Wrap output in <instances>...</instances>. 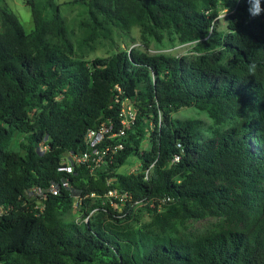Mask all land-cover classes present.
I'll use <instances>...</instances> for the list:
<instances>
[{
	"label": "trees",
	"instance_id": "16d2710c",
	"mask_svg": "<svg viewBox=\"0 0 264 264\" xmlns=\"http://www.w3.org/2000/svg\"><path fill=\"white\" fill-rule=\"evenodd\" d=\"M79 1L81 47L139 27L143 37L195 44L196 55L132 49L86 60L58 7L48 20L29 1L31 33L1 7L0 264H264V0ZM223 11L227 34L216 29ZM123 99L136 122L102 146L124 148L95 173L63 170L66 154L88 150L90 130L121 128ZM191 107L209 114L210 136L201 121L173 117ZM132 157L140 173H119ZM111 190L145 205L115 208ZM75 202L88 222L62 219Z\"/></svg>",
	"mask_w": 264,
	"mask_h": 264
},
{
	"label": "rangeland",
	"instance_id": "374dc122",
	"mask_svg": "<svg viewBox=\"0 0 264 264\" xmlns=\"http://www.w3.org/2000/svg\"><path fill=\"white\" fill-rule=\"evenodd\" d=\"M32 1L34 5L43 11V16L50 20L54 14L55 7H58L65 21L66 27L70 33V37L78 51V55L86 60L97 58H107L121 51H130L132 49L139 50L151 56H172V57H193L196 55L195 44H183L179 41L176 35L166 34L160 40L156 37H143L141 29L134 27L128 31L119 30L109 39L103 40L97 44L95 48L90 46H80L84 35L79 28V23L85 17L86 8L79 0H0V9L2 6H7L21 21L25 31L31 33L35 29L34 16L32 6L29 4ZM223 11L216 22V29L219 33H229L228 14ZM251 44L249 47H251ZM248 48H245L247 50ZM173 117L182 121L197 120L202 122V131L205 136H210L211 128L215 127L212 119L206 111H201L197 108H184L175 113ZM22 136H16L12 149L19 150ZM45 149V146H42ZM151 148L149 139L145 141L144 150ZM71 155L66 154L64 164L67 165ZM141 163L138 158L132 157L128 163L123 166L119 173L123 175H131L140 173ZM77 201V200H76ZM77 203V202H75ZM65 222H82L87 218H83L78 206H74L73 210L62 215ZM150 220V215L146 211L142 214L143 223ZM213 220L194 221L192 222L193 230H201L205 228Z\"/></svg>",
	"mask_w": 264,
	"mask_h": 264
},
{
	"label": "built area",
	"instance_id": "2783aa9c",
	"mask_svg": "<svg viewBox=\"0 0 264 264\" xmlns=\"http://www.w3.org/2000/svg\"><path fill=\"white\" fill-rule=\"evenodd\" d=\"M122 104V111H121V128L114 132V126L110 123L103 124L97 130H90L87 135V145L88 150L83 154L76 155L73 158H69V162L63 170H66L69 173H72L76 164H84L87 165L89 171L91 173H95V171L101 168L105 163L106 159L112 157L118 150H122L124 148L122 143H118L116 145H107L102 146L107 141H113L116 138H123L126 136L127 130L134 125L137 118L138 110L134 106V104L129 99L120 100ZM175 161H178V158H175ZM149 171L146 172V177L148 178ZM64 186L68 187L69 184L64 182ZM36 191V190H35ZM51 192L54 195H58L60 189L58 186L54 185L51 189ZM39 194V192H37ZM95 196V194H93ZM106 198L110 200L111 205L115 208L123 210L125 207L130 206L134 207H142L145 205L143 200H135L132 194L129 192H120L118 190H111L107 193ZM170 201L169 198H163L158 200H153L150 204L151 207L155 205L156 202L159 205H163L164 203ZM39 204V208L41 207V203ZM74 206H78L75 203ZM2 215V210L0 209V217ZM89 217L85 219L88 222Z\"/></svg>",
	"mask_w": 264,
	"mask_h": 264
},
{
	"label": "clouds",
	"instance_id": "9594fccd",
	"mask_svg": "<svg viewBox=\"0 0 264 264\" xmlns=\"http://www.w3.org/2000/svg\"><path fill=\"white\" fill-rule=\"evenodd\" d=\"M249 14L250 15H253V16H255V15H259V13H254V12H252V10H251V8L249 9ZM225 15H227V12H225ZM255 70H256V66H255V64H251L250 66H249V71L251 72V73H255Z\"/></svg>",
	"mask_w": 264,
	"mask_h": 264
}]
</instances>
